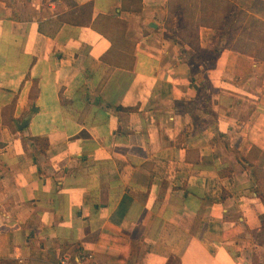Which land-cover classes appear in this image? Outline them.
<instances>
[{
  "label": "crops",
  "instance_id": "1",
  "mask_svg": "<svg viewBox=\"0 0 264 264\" xmlns=\"http://www.w3.org/2000/svg\"><path fill=\"white\" fill-rule=\"evenodd\" d=\"M262 41L264 0H0V264H264Z\"/></svg>",
  "mask_w": 264,
  "mask_h": 264
},
{
  "label": "built area",
  "instance_id": "2",
  "mask_svg": "<svg viewBox=\"0 0 264 264\" xmlns=\"http://www.w3.org/2000/svg\"><path fill=\"white\" fill-rule=\"evenodd\" d=\"M87 257L91 258L92 256L91 255H89V256H82L80 260L81 261L82 260H85V259H87ZM61 264H67V261L66 260H63V261H61Z\"/></svg>",
  "mask_w": 264,
  "mask_h": 264
},
{
  "label": "rangeland",
  "instance_id": "3",
  "mask_svg": "<svg viewBox=\"0 0 264 264\" xmlns=\"http://www.w3.org/2000/svg\"><path fill=\"white\" fill-rule=\"evenodd\" d=\"M264 43V41H262Z\"/></svg>",
  "mask_w": 264,
  "mask_h": 264
}]
</instances>
